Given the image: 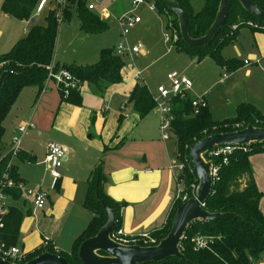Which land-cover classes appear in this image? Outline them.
Here are the masks:
<instances>
[{
	"label": "crops",
	"instance_id": "0c3cea01",
	"mask_svg": "<svg viewBox=\"0 0 264 264\" xmlns=\"http://www.w3.org/2000/svg\"><path fill=\"white\" fill-rule=\"evenodd\" d=\"M118 1H103L110 17ZM130 2L126 0L120 15L128 13ZM37 19L18 21L6 15L3 0H0V57L10 53L34 25H39ZM60 35L61 28L54 62L87 66L59 56ZM230 46L232 50H227ZM226 47L222 56L237 59L242 65L237 71L229 72L231 80L226 88L230 94L229 104L241 103L237 108L249 103L259 106L264 96V33L243 29ZM148 56L144 47L140 58ZM191 59L197 62L196 58ZM245 61L249 64L245 65ZM126 66L122 70L123 82L108 87L103 96L86 84L81 91V107L63 102L54 82L46 84L45 92L25 88L5 119L0 153L8 151L19 126L33 125L22 139L24 157L14 158L12 163L27 188H40L48 196L42 210L35 209L24 194L19 199L8 196L9 209L15 208L23 214L16 246L26 256L46 246L64 253L72 251L93 218V213L85 207V199L91 174L100 164L106 177L105 194L124 205L121 230L127 238L151 236L165 226L180 190L172 170L178 160L177 144L175 137L163 139L161 118L156 122L151 118L152 113L143 119L135 113L130 97L139 83L133 79V71L127 70L129 74H126ZM217 84L201 96L211 115L215 101L208 94H212ZM191 92L195 94L193 88ZM51 143L66 150L61 179L57 183L59 190L53 189L54 181L46 165L47 148ZM250 163L257 188L262 193L260 210L264 215V153L252 156Z\"/></svg>",
	"mask_w": 264,
	"mask_h": 264
},
{
	"label": "trees",
	"instance_id": "16d2710c",
	"mask_svg": "<svg viewBox=\"0 0 264 264\" xmlns=\"http://www.w3.org/2000/svg\"><path fill=\"white\" fill-rule=\"evenodd\" d=\"M40 0H3V12L18 21H29L35 18V11ZM154 2L160 16L166 19V27L178 30V41L175 49L197 59L200 63L210 58L228 72L237 71L242 65L237 59H225L222 50L232 44L243 29L264 33V22L248 13L238 0H231L226 22L208 46H188L183 42L179 29L178 17L172 13L161 0H147ZM195 0H177L188 19L189 35L192 39L204 37L213 25L221 0H204L200 11L194 8ZM264 11V0H253ZM76 5V7H75ZM75 7L79 13L80 30L88 35H101L109 29L107 23L97 14L87 8L83 0H70L68 9L63 11V22L57 19L58 9L49 10L46 16V25H34L28 35L20 40L13 50L0 57V64H4L3 72H12L0 92V145L5 134L4 121L17 102L25 88H36L43 91L48 79V67L55 60V51L61 23H70L72 20L70 8ZM90 14H88V13ZM56 71L66 69L79 82L80 87L88 84L103 96L108 87L119 85L123 82L122 70L126 61L115 53L114 48L103 49L99 61L93 65L76 66L60 65L55 63ZM81 89V91H82ZM81 91H72L69 97H63V102L81 107ZM130 103L141 119L152 113L156 104L148 88L137 84L131 94ZM174 122V137L177 144L178 160L185 165L182 180L184 191L180 199H176L165 226L151 235L149 244L147 240L137 239L136 246H157L169 234L177 210L184 204L182 198L188 194V200L195 198L191 186H199L198 177L190 161V151L193 145L206 137L237 132L253 126L264 129V115L251 104L240 105L235 116L223 121H215L209 107L200 110L195 115L191 101L175 100L172 103ZM264 153V143H253L237 149L230 157L228 164H223L222 159L214 161L219 167L218 177L214 179L213 191L205 203V209L211 214H235L236 217H224L214 221L200 220L193 223L187 230L180 244V251L187 259L184 262L178 258L153 264H253L259 262L264 254V215L260 210L262 193L258 190L250 158L256 154ZM22 158V152L18 155ZM204 158L208 160V156ZM9 157L0 158V181L7 170ZM10 176L17 184L22 182L16 167L10 171ZM106 177L100 164L91 174L88 184L85 207L93 213V218L82 235L76 240L70 253L56 251L51 246L43 247L28 255L21 264L43 255L52 254L65 258L69 264H83L79 258L81 245L97 236L107 224L108 215L102 203H105L115 213V227L112 234L122 229L123 204L112 201L104 191ZM57 190H59L57 185ZM7 196L19 199L20 190L14 188L6 191ZM23 214L10 208L5 219L6 230L4 240L8 246H16L19 238V229ZM198 236L209 238V245L204 250H197L193 240ZM138 244V245H137ZM103 255V254H101Z\"/></svg>",
	"mask_w": 264,
	"mask_h": 264
},
{
	"label": "rangeland",
	"instance_id": "374dc122",
	"mask_svg": "<svg viewBox=\"0 0 264 264\" xmlns=\"http://www.w3.org/2000/svg\"><path fill=\"white\" fill-rule=\"evenodd\" d=\"M86 1L88 0H83L84 3H86ZM130 1L128 13L131 11L133 0ZM124 3L126 4V0H119L118 3H115L114 9H112L113 17L106 18V20L103 18V21L107 23L109 29L106 33L101 35H84L80 30V19L78 17L79 13L75 8L76 5L73 8L71 7V22L61 23L60 26L61 35L59 39V56H65L68 60L76 61V63L91 65L99 61L100 52L103 49L114 48L116 53V47L121 44L127 50L132 49L138 44H142L149 52L148 57L140 58L133 55L131 56L130 54L127 56L128 53H124L120 57L124 58L126 61L127 69L125 72L127 75L131 71L134 72V75L136 72L141 73L140 79H136L135 77H133V79L139 84L145 85L153 98H157L156 90L159 86L169 85L167 82V76L170 73L178 72L181 75L188 77L193 82V91L195 93L192 94L191 92L193 97H201L203 92L208 91L215 83H219L214 87L212 94H208V96L211 95L213 101H215L212 109V117L215 121H223L233 118L237 106L241 103L235 104L234 102H231V104H229L230 94L226 92V88L231 80V74L224 68L219 67L215 61L210 58H207L200 63L194 62L188 54L177 51L175 48L171 47V44H166L165 35L168 31V28L166 27V19L160 16L157 10L150 11L149 9L142 7L134 9L130 15L140 18L142 23L134 27L130 31V34L124 38L122 36L123 28L119 22V20L125 15H120ZM69 4L66 6V9H68ZM203 4L204 0H195V10L200 11ZM48 12L49 11H45L42 16L37 19L40 26L46 25L45 19ZM94 13L97 14L96 12ZM171 22L173 23V18L169 23L172 27ZM227 50H232V46ZM224 76H226V78H224ZM256 107L261 111V114L264 115V96L261 102H259V106ZM157 108L152 112L151 118L156 122H160L161 115ZM172 138H174V136H172ZM1 157H6L5 153H0V158ZM7 162V166L9 164L11 165L10 169L7 167V170L10 171L14 167L12 163L13 159L11 160L9 158ZM180 189L181 191L184 190L182 184ZM147 241L149 244H153L152 241ZM120 244L135 246L134 242H120ZM258 263L264 264V254L261 256Z\"/></svg>",
	"mask_w": 264,
	"mask_h": 264
},
{
	"label": "built area",
	"instance_id": "2783aa9c",
	"mask_svg": "<svg viewBox=\"0 0 264 264\" xmlns=\"http://www.w3.org/2000/svg\"><path fill=\"white\" fill-rule=\"evenodd\" d=\"M104 0H88L87 8L91 12H96L101 20L109 18L111 16L109 10L105 7ZM70 3V0H40L36 11H35V18H40V16L46 11V10H53L58 9L57 19L60 22H63V11L66 9V6ZM132 8L130 13L125 14L121 20H119L123 31L122 36L126 38L130 31L136 27L138 24L141 23V19L138 17L131 16V12L134 9H137L139 7L147 8L150 11H156V5L154 2H149L147 0H133L131 4ZM61 8V10H60ZM178 41V33L176 30H173L168 28V31L165 35V43L171 44L172 48H175V44ZM116 53L119 56H122L124 53H128L132 56H143L144 55V46L142 44H138L135 47H133L130 50L125 49V47L121 44L118 47H116ZM245 65H248L249 62L245 61ZM3 67L4 64H0V76L3 73ZM55 63H53L50 67H48V82H54L60 91L62 92L63 97L67 98L69 97L70 93L72 91H81V87L79 85V82L72 76L71 72L66 69H60L59 71H56ZM136 79L141 78V73L136 72L135 74ZM226 78V76H224ZM167 82L168 86H159L156 90L157 98H153L154 102L156 104V108L159 110L161 115V125L160 129L162 132V137L164 140H169L172 136H174V122H175V116L173 113V107L172 103L175 100H190L192 108L194 109L195 115L199 114L200 110L207 108L208 104L206 100L203 97H193L191 95V91L193 88V82L186 76L181 75L178 72L170 73L167 76ZM46 83V84H47ZM46 91V87L42 92ZM162 101V102H161ZM33 128V125L27 123L24 125H21L17 128V131L15 132L13 136V140L11 145L9 146L8 151L5 153L6 157H9L11 160L14 158H17L18 155L21 152V143L22 139L28 134L29 130ZM239 148H242L240 146H218L210 150L206 155L208 156V160L205 158L207 162H212V177L213 180L218 177V171L219 167H216L214 165V161L221 160L223 164H228L229 157ZM3 158V157H2ZM66 160V150L63 149L61 146L51 143L49 144L47 148V154H46V165L49 169L51 178L54 181L53 189H57V183L61 179V169L64 165V161ZM8 169L11 168V165L9 164ZM185 165L179 161L176 160L173 163L172 170L175 173L179 189L181 184L184 186V181L182 180V175L184 173ZM148 173H152L149 171ZM18 189L21 191L22 195L24 194L27 198H29L32 202V205L37 210H42L46 207L48 202V196L46 192L40 188L36 189H30L27 188L26 185L23 182L16 183L11 178L9 170H6V172L3 174V178L0 181V257L3 258L6 261H9L13 264H21L25 259L26 255L22 252V250L18 246H8L7 243L4 240V231L6 230V223L5 219L9 214V206H8V196L6 195V191L9 189ZM198 186L192 185L191 191L194 192L196 195V190ZM184 191V190H183ZM183 191L181 189L178 192L177 199L181 197L183 194ZM182 201L185 203L188 201V194L185 195L182 198ZM185 237V236H184ZM183 237V238H184ZM111 238L114 241H119L123 243H130L134 242L136 244L137 239L139 238H127L122 230H119L116 234H112ZM144 240H150V235H144L140 237ZM209 238L205 236H198L193 240V243L195 244V247L197 250H204L209 245ZM45 245H47V242H45ZM253 264H261V263H253Z\"/></svg>",
	"mask_w": 264,
	"mask_h": 264
},
{
	"label": "water",
	"instance_id": "95a60500",
	"mask_svg": "<svg viewBox=\"0 0 264 264\" xmlns=\"http://www.w3.org/2000/svg\"><path fill=\"white\" fill-rule=\"evenodd\" d=\"M242 7L251 15L264 22L262 11L253 0H238ZM179 20L183 42L188 46H208L222 30L230 9L231 0H221L216 19L208 33L199 39H192L188 30V19L177 0H161ZM33 23L35 20L32 21ZM12 72L5 71L0 76V92L5 80ZM253 143H264V129L248 126L247 128L226 134L209 136L192 146L190 161L199 180L195 198L189 199L176 212L171 230L167 237L157 246L140 247L127 246L115 242L111 235L115 227V213L105 203H102L108 215L107 224L94 238L85 241L79 249V258L83 264H153L178 258L187 262L180 251V244L188 228L195 222L214 221L224 217H236L235 214H211L204 207L213 191L212 162H207L204 156L218 146L244 147ZM103 254V255H101ZM0 264H13L0 257ZM26 264H69L60 256L43 254Z\"/></svg>",
	"mask_w": 264,
	"mask_h": 264
}]
</instances>
